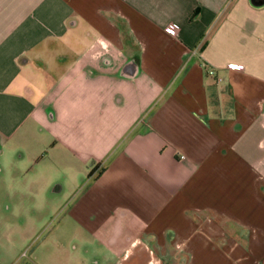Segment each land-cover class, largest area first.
Listing matches in <instances>:
<instances>
[{
    "label": "crops",
    "instance_id": "crops-1",
    "mask_svg": "<svg viewBox=\"0 0 264 264\" xmlns=\"http://www.w3.org/2000/svg\"><path fill=\"white\" fill-rule=\"evenodd\" d=\"M0 162L66 193L42 255L264 264V0H0Z\"/></svg>",
    "mask_w": 264,
    "mask_h": 264
},
{
    "label": "rangeland",
    "instance_id": "rangeland-1",
    "mask_svg": "<svg viewBox=\"0 0 264 264\" xmlns=\"http://www.w3.org/2000/svg\"><path fill=\"white\" fill-rule=\"evenodd\" d=\"M36 172L38 176H34ZM45 174L46 170L40 167L31 173L23 168L6 169L0 162V264H28L34 255L38 256L37 252L45 259H54L55 264L70 261L75 264L70 257V251L74 253L71 241L64 252L40 254L45 242L60 235L55 211L62 206L60 199L66 195L49 193L52 185L43 189ZM78 253L85 256L80 250L75 252Z\"/></svg>",
    "mask_w": 264,
    "mask_h": 264
},
{
    "label": "built area",
    "instance_id": "built-area-1",
    "mask_svg": "<svg viewBox=\"0 0 264 264\" xmlns=\"http://www.w3.org/2000/svg\"><path fill=\"white\" fill-rule=\"evenodd\" d=\"M179 30H180V25L177 23H169L164 28L165 34L171 37H175L178 34ZM227 67L230 70L238 71V72L243 70V66L234 63L228 64ZM210 73L213 74V72Z\"/></svg>",
    "mask_w": 264,
    "mask_h": 264
}]
</instances>
